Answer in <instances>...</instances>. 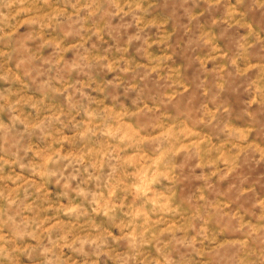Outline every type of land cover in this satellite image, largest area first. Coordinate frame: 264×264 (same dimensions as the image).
<instances>
[{
	"label": "rangeland",
	"instance_id": "374dc122",
	"mask_svg": "<svg viewBox=\"0 0 264 264\" xmlns=\"http://www.w3.org/2000/svg\"><path fill=\"white\" fill-rule=\"evenodd\" d=\"M0 264H264V0H0Z\"/></svg>",
	"mask_w": 264,
	"mask_h": 264
}]
</instances>
